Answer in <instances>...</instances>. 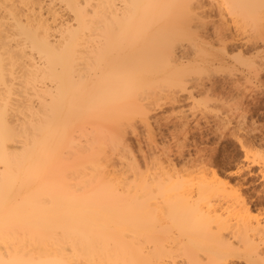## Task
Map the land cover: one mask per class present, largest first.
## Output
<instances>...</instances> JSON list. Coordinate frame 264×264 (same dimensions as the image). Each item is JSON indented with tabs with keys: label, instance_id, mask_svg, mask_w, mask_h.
I'll use <instances>...</instances> for the list:
<instances>
[{
	"label": "bare ground",
	"instance_id": "6f19581e",
	"mask_svg": "<svg viewBox=\"0 0 264 264\" xmlns=\"http://www.w3.org/2000/svg\"><path fill=\"white\" fill-rule=\"evenodd\" d=\"M63 1L0 0V264H176L178 250L187 264H264L248 238L263 240L264 222L238 184L203 167L193 183L158 161L141 167L121 131L141 100L227 52L257 70L264 0H210L216 24L209 0ZM230 217L241 252L223 240Z\"/></svg>",
	"mask_w": 264,
	"mask_h": 264
},
{
	"label": "rangeland",
	"instance_id": "374dc122",
	"mask_svg": "<svg viewBox=\"0 0 264 264\" xmlns=\"http://www.w3.org/2000/svg\"><path fill=\"white\" fill-rule=\"evenodd\" d=\"M41 2L60 9L67 7L63 0ZM203 3L207 5L208 1ZM208 9L216 24L219 21L216 10L207 8V14ZM63 13L67 14L66 10ZM208 30L201 38L217 50L220 47L215 39H211V29ZM189 44L181 42L183 48L188 49ZM256 44L259 55L251 60L257 70L235 61L234 53L227 52L228 64L212 65L208 68L210 71L204 69L199 76L194 71L187 72L182 88L174 87L169 92L165 88L157 99L141 100L144 114L133 117L121 131L126 159L133 158L141 167L161 162L163 166L188 174L191 183L200 175L197 173L199 167L208 174L215 172L230 185L240 186L251 215L264 222V59H261L264 47L262 42ZM181 45L175 50L178 51ZM192 48L190 46L188 54L183 51L187 52L186 49L179 50L190 56ZM247 56L250 55L245 54L243 58ZM195 81H198L197 86ZM196 101L199 103H194ZM120 160L124 159L113 156L115 167L121 166ZM230 220L232 226L223 230V240L241 252L242 234L236 230L233 217ZM248 234L252 243L258 244L264 252V239L257 234ZM178 253L176 264H187L182 250ZM229 263L249 264L242 254L232 256Z\"/></svg>",
	"mask_w": 264,
	"mask_h": 264
}]
</instances>
